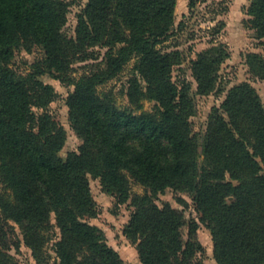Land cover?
Returning a JSON list of instances; mask_svg holds the SVG:
<instances>
[{"label": "trees", "instance_id": "trees-1", "mask_svg": "<svg viewBox=\"0 0 264 264\" xmlns=\"http://www.w3.org/2000/svg\"><path fill=\"white\" fill-rule=\"evenodd\" d=\"M176 5L87 0L69 35L68 0H0V264H14L10 221L20 226L39 264L52 241L58 264H126L87 220L95 213L90 176L119 202L131 198L134 209L123 233L143 264H205L199 223L191 220L185 236L184 213L157 202L167 188L193 193L217 264H264V101L251 82L242 81L212 108L205 135L193 131L191 83L173 78L182 52L158 46L171 33ZM247 13L249 26L264 39V0H251ZM35 46L45 56L28 72H17V51ZM96 47L105 48L100 65L73 76L76 60L100 58ZM229 56L217 43L191 60L198 93L215 90ZM132 59L129 102L140 109L144 99L154 100L153 111L121 109L111 93L99 91ZM247 63L264 79L262 54L249 52ZM44 73L74 86L66 102L82 142L66 157L60 152L67 130L49 109L58 93L40 79ZM129 176L144 193L131 196Z\"/></svg>", "mask_w": 264, "mask_h": 264}, {"label": "rangeland", "instance_id": "rangeland-1", "mask_svg": "<svg viewBox=\"0 0 264 264\" xmlns=\"http://www.w3.org/2000/svg\"><path fill=\"white\" fill-rule=\"evenodd\" d=\"M68 1L70 6L65 30L69 35H74L77 13L87 0ZM250 2L251 0H196L191 7L190 0H177L175 22L171 33L167 40L158 45L164 51L179 49L182 52L183 61L174 67L173 78L178 82L185 79L191 83V95L197 108L191 116L192 128L195 133L201 136L206 133L212 108L221 105L227 90L233 85L242 81L251 82L264 101V79L256 75L247 63L249 52H257L264 56V39L258 38L255 29L248 24L250 15L247 13V9ZM217 43H224L230 56L221 64L215 90L209 94H200L197 92V81L192 73L191 60L196 57L199 51ZM95 50L101 52L100 58L87 61L76 60L73 63V76L79 77L85 71L100 65L105 48L96 47ZM44 56L45 50L41 46H35L30 52L20 48L13 59L12 67L19 73H26L34 61ZM133 66L134 59L125 66L119 75L99 87L101 93H111L116 105L121 109L134 108L127 96L129 80L133 75ZM40 79L53 85L58 93L49 109L67 130V140L60 152L62 157H66L70 151H77L82 142L71 127L69 108L66 102L74 86L63 83L50 73L40 75ZM142 102V108H134L136 112L155 110L156 102L154 100L146 98ZM129 177L131 196L136 193H144L145 187L132 176ZM90 187L95 202V213L88 216L87 220L104 232L108 244L118 250L126 264H143L136 245L123 233L134 209L131 198L126 202H119L115 194L103 188L99 178L92 176H90ZM0 191H4L1 178ZM233 200V196L228 197V202ZM157 202L160 205L169 202L184 213L186 218V224L183 227L185 236H187L188 224L191 220H196L199 223L198 239L205 247L200 256L205 264H217L210 229L201 221V213L196 207L193 193L167 188L165 192L159 194ZM10 222L13 227L7 228L12 244L9 251L13 255L14 264H39L30 247L24 243L20 226L13 221ZM57 232L56 229L53 237L59 236V232ZM52 244L53 241L46 246L45 260L41 264H58L57 254Z\"/></svg>", "mask_w": 264, "mask_h": 264}]
</instances>
